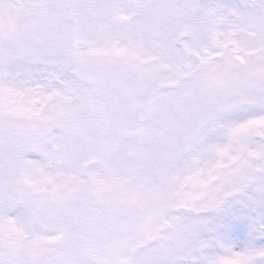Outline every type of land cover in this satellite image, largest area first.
Segmentation results:
<instances>
[{"label":"snow or ice","instance_id":"snow-or-ice-1","mask_svg":"<svg viewBox=\"0 0 264 264\" xmlns=\"http://www.w3.org/2000/svg\"><path fill=\"white\" fill-rule=\"evenodd\" d=\"M0 264H264V0H0Z\"/></svg>","mask_w":264,"mask_h":264}]
</instances>
